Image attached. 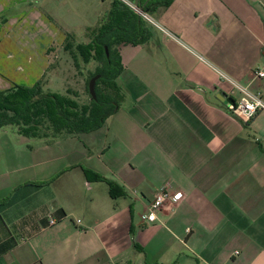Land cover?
I'll list each match as a JSON object with an SVG mask.
<instances>
[{"label": "crops", "instance_id": "1", "mask_svg": "<svg viewBox=\"0 0 264 264\" xmlns=\"http://www.w3.org/2000/svg\"><path fill=\"white\" fill-rule=\"evenodd\" d=\"M25 1L0 0V91L39 82L35 57L69 34L141 43L118 46L119 108L103 127L26 139L12 162L0 145V264H264V113L245 123L218 98L221 74L264 97V0L144 1L163 30L118 0L9 13ZM164 187L183 200L145 222Z\"/></svg>", "mask_w": 264, "mask_h": 264}, {"label": "trees", "instance_id": "2", "mask_svg": "<svg viewBox=\"0 0 264 264\" xmlns=\"http://www.w3.org/2000/svg\"><path fill=\"white\" fill-rule=\"evenodd\" d=\"M144 1L147 0H136V4L147 12ZM171 1L160 0V3L166 6ZM117 2L124 5L120 1ZM68 38L72 39L70 35H67L66 39ZM123 43L136 45L141 42L127 37L97 38L88 44L75 46L76 53H73V58L76 63L78 56L84 64L91 61L98 63L96 70L90 73L86 81V90L89 93L90 79L100 75L96 82V99L90 96L87 103H80L75 94L72 96L71 93L44 92L41 81L32 87L14 85L8 91H0V130L6 126H15L17 132L26 139L51 141L91 133L103 127L106 120L119 108L116 81L123 71V65L118 46ZM71 46L69 42L66 45L67 49ZM96 179L100 181L102 178L98 176ZM109 186L111 195L116 196L118 187L111 182Z\"/></svg>", "mask_w": 264, "mask_h": 264}, {"label": "rangeland", "instance_id": "3", "mask_svg": "<svg viewBox=\"0 0 264 264\" xmlns=\"http://www.w3.org/2000/svg\"><path fill=\"white\" fill-rule=\"evenodd\" d=\"M32 6L41 8L31 0H28L22 2L15 11L10 10L9 13L22 14L24 11H28ZM2 18L0 17V20ZM15 41L20 47H22L25 42L24 39H16ZM58 41L59 43L55 40L53 42H48L46 46L49 45V49L45 54L43 53L35 57L37 60L36 62H43L45 63L43 66L47 67L43 72L42 70L35 72L36 76L40 77L39 80L42 84L41 88L46 92L53 91L61 94L71 93L72 96L75 94V98L80 103H87L90 99V95L86 90V81L90 73L96 70L98 63L96 61H91L89 64H84L79 56L78 63L75 62L73 58V53H76L75 46L82 40L65 38L63 40L58 39ZM88 41L89 39L84 40V42ZM38 42L39 41H37V43ZM68 42L71 43L72 46L67 49L66 45ZM24 140H26V138L17 132L15 126H6L0 130V145L7 150L6 152L10 162L13 160L10 146L22 144ZM31 142L37 144L38 140L33 139L28 143L32 145Z\"/></svg>", "mask_w": 264, "mask_h": 264}, {"label": "built area", "instance_id": "4", "mask_svg": "<svg viewBox=\"0 0 264 264\" xmlns=\"http://www.w3.org/2000/svg\"><path fill=\"white\" fill-rule=\"evenodd\" d=\"M118 1L122 2L146 22L163 30L162 26L158 24L148 12L141 9L135 2L131 0ZM254 75L257 78H264V66L257 68L254 71ZM221 78L222 82H226L230 86L226 94L234 100V104L229 107L233 116L247 123L257 114L264 113V97L261 92H253L226 75L221 74ZM183 198L184 193L180 190L171 191L166 187L162 188L149 204L147 211L142 215V219L147 223L156 222L158 219L157 214L159 212L166 207H174L178 205ZM78 223H80V221H78ZM49 224L54 225L56 224V221L54 219H50Z\"/></svg>", "mask_w": 264, "mask_h": 264}, {"label": "water", "instance_id": "5", "mask_svg": "<svg viewBox=\"0 0 264 264\" xmlns=\"http://www.w3.org/2000/svg\"><path fill=\"white\" fill-rule=\"evenodd\" d=\"M99 78H100V75H96L93 78H91L89 81L88 91L92 99H96V82ZM218 98L222 100L223 102L229 103L230 105L234 104V100L232 98H229L227 94L224 93L223 91L219 92Z\"/></svg>", "mask_w": 264, "mask_h": 264}]
</instances>
